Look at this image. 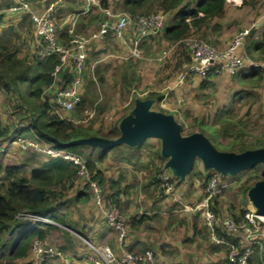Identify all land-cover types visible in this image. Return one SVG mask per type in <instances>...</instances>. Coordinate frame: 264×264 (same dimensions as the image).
Wrapping results in <instances>:
<instances>
[{
  "label": "crops",
  "instance_id": "crops-1",
  "mask_svg": "<svg viewBox=\"0 0 264 264\" xmlns=\"http://www.w3.org/2000/svg\"><path fill=\"white\" fill-rule=\"evenodd\" d=\"M28 1L31 4V7L34 11L37 13H42L47 7H50L52 4L54 6L53 9V15L57 21V32L61 38L62 41H65L68 39V31L69 28L72 25V22L75 18H77L76 23V30L78 33L84 35V36H91L93 33L97 32L100 29L101 23L106 20L107 15L105 10H111L113 12H118L119 9L123 10V8H133V1L134 0H94L93 2H89L88 0H46V2L42 0H25ZM197 0H184L180 8H183L185 6H189V9H193L195 7V3ZM229 4L226 6L225 13L222 16H214V17H208L204 18V21L200 23V25H193L192 22H190V32L187 36L194 35V32H201L204 38H207L209 36L213 37L215 44L221 48L224 49L228 46L231 38L236 33L235 29L231 30L227 28V24L230 23L229 21L236 20V6H240L243 3V0H229ZM91 4V5H90ZM16 4L12 0H0V16L2 17V23L0 24V34L4 37V39L10 40L12 48L17 49L18 56L21 59L24 60H31L35 58V49L37 48V41L35 38L34 29L32 28V31H26V24L29 23L32 25V21L30 20L29 16L21 10L16 9ZM228 6H233L232 10H234V17L227 18V10ZM161 8V3H157L156 0H152V2H149L146 7L137 8V12L144 13L148 12V8ZM88 8V12H86ZM180 8H177L173 11H170L165 15V22H166V28H169L173 26L176 23V16L178 14V10ZM118 9V10H117ZM259 11L263 12L264 9H259L258 11H254L253 13L256 15L259 13ZM162 13V12H161ZM204 14H200V18H203ZM230 19V20H228ZM256 24L253 25L252 28H248L245 26L249 25L248 20H244L243 29H250V33L247 37L246 44L244 47V56L245 59H247V67L242 69L237 74H222V75H216L214 72L209 73L207 78H202L197 75L191 76L193 77L191 81L188 83H182L178 84L179 76L183 72V70L186 68V66L189 63H183V65L180 67V73L179 75L172 79L171 81H166L165 83H160V88L165 87V85L171 86L172 84L175 85V89L173 92L170 93V98L168 99V96L160 90H157L158 86L154 89L155 92H152L147 96L145 99H137V100H150L151 106H150V112L153 113H159V114H165L173 116V118L176 120L177 123H179L182 126V135L184 131V125L181 123V121L178 118L179 115L182 116V119L185 121H191L192 127L194 129L193 134L202 133L199 125H206V118L210 113L213 114V118L216 119L217 123L218 120H220L222 116V110L224 108L231 109V114L233 113V109L236 106H241L245 102H249V104L253 103L252 101H256L257 99L260 105L263 106L264 109V68H257L256 70H253L251 67L250 62H264V48L260 49V45L264 44V15L262 14ZM33 27V26H32ZM133 36V32L130 28H128L125 31V39L129 40ZM158 37V36H157ZM151 37L149 38L141 47L140 46V52L141 57H136L137 59H145L143 58L144 53L147 55L151 53L152 51L154 53H158V56L163 54V51L165 50L168 45L171 44L170 40H167L160 35V37ZM23 45V48L21 46ZM165 46V47H164ZM163 47V48H161ZM127 45L125 41L122 38L117 37L116 35H106L102 38H98L95 40L91 46L89 47L88 52V61L90 63L98 62L100 57L105 56V58L110 54L111 50L116 49L117 52H121L126 50ZM128 49V48H127ZM143 60H136L134 62L132 59H128L126 61H115L110 60L107 61L105 64V68L107 70H115L114 68L120 67L125 71L123 75H121L120 78V86L127 87L131 84H140L142 83V75L140 71L138 70L136 64H140V70L143 72L144 75L149 77L150 79H155L154 75L157 73V70H159L160 64L157 60L150 59L148 62H143ZM103 65V64H102ZM101 65V66H102ZM146 65L148 67H146ZM98 68H102V67ZM97 68V69H98ZM150 70V71H149ZM73 71V67L70 64L64 65L63 67L57 69V72L53 73L54 75V82L52 85H50L46 89L45 97L47 102H53L55 95L57 91L67 85L69 83L71 73ZM98 75L100 74L99 69L97 70ZM215 74V75H214ZM252 74H255L254 78L261 77V83L259 86L248 82L247 80H244V78L251 76ZM101 81L104 80V76H100ZM234 80V85L232 84V81ZM213 81V82H212ZM212 83V84H211ZM230 83V84H229ZM152 84V83H148ZM236 84V85H235ZM214 87V88H213ZM216 88V89H215ZM214 89V90H213ZM91 89L87 88L86 94ZM86 91V89H85ZM86 94L84 93V98L88 99L86 97ZM152 94L160 95L162 96V100L156 101L154 96H151ZM201 96H207L208 98H213V100H210L209 103V109L206 114V112L202 113V110L198 107V103L196 102L198 98ZM228 97H231L230 99ZM17 99V102L14 103V99ZM221 98L219 104L217 105V99ZM229 99V100H228ZM242 99H245L244 102L241 101ZM136 100V101H137ZM43 102H46L42 100ZM19 101L15 94L7 93L4 89L0 87V114L2 116V122L1 126L4 123H7V120H11V118L15 121L13 123H16L19 119H17V115L23 114L24 110L19 108L18 106ZM89 104V100H88ZM247 106V107H248ZM255 105L251 104V109ZM136 104H134V107L129 110V112L121 117V120L116 125L118 126V129H120L121 123L127 118H130L135 109ZM18 110L16 113L14 110ZM88 106L85 110V113L88 112ZM84 113V114H85ZM182 113V114H181ZM83 114V115H84ZM69 114L65 113L64 116H68ZM20 116V115H19ZM71 118V122L75 124H80L83 116L81 118H77L74 115L70 114L69 116ZM216 123V124H217ZM9 124V123H7ZM215 123H212L214 125ZM13 125V124H12ZM83 125V124H81ZM84 126H92L93 125H84ZM94 129V128H93ZM31 134H26L32 137V135H35L33 129H31ZM111 130V129H110ZM96 131V130H95ZM109 131V130H108ZM108 133V132H107ZM5 134L2 132V135ZM97 136L104 137L103 132H98ZM190 136V135H189ZM187 137V136H184ZM106 138V137H105ZM109 139H115V138H109ZM156 138L151 137L148 138L142 142L137 143H124L120 144L114 147H92L90 146V156H88L92 161L97 163L98 169L103 173L104 177L106 178L105 185L110 184V181H114V179H110L108 174L109 172H105L102 166V163L105 161H108L109 164L115 163L117 164V168H113V170L116 173L118 172L119 179L117 181L128 182L126 183L127 186H125L124 189L129 188V192L132 191L133 186L135 187L134 177L136 178L137 171L134 169L135 166L142 170L145 166L148 164L144 163L143 160L139 159L140 151L143 149L144 144L146 141L154 140ZM12 150L20 152L19 154H22V156H25L26 151L22 150L18 146H13L11 148ZM30 152V151H29ZM106 152V159L105 161L101 162L100 158L101 155ZM14 152H6L4 154H0V157H8L13 158L14 162L12 164H4V166L8 165H15V166H22L23 171L26 168V163L21 164V161L18 159V155L14 156ZM35 153V152H31ZM82 153L83 150H82ZM36 154V153H35ZM160 155V157H159ZM158 158L161 160L162 164L159 165L158 168L161 166L166 165L171 161V156H164L163 155V146L161 145V149L158 152ZM147 159V157H146ZM148 160V159H147ZM167 162H166V161ZM48 160H45L44 163H46ZM107 166V164H105ZM150 166V165H149ZM108 167V166H107ZM165 167V166H164ZM43 168V165L39 168H33V170L37 169L40 170ZM157 168V170H158ZM166 170L172 175L173 178L176 179L177 183L180 185L185 184L188 181V174L183 176L180 170L173 168L172 166H167ZM32 171H30L31 173ZM174 172V173H173ZM209 172V171H208ZM140 177V176H139ZM142 180V178L140 177ZM81 181V180H80ZM80 181H76L74 183L75 185L81 184ZM123 182V181H122ZM143 182V181H141ZM155 179L151 180L147 184L144 185L143 189H147V191L150 190V194L145 195V203H146V212H136L135 214H132L129 216L130 220V226L127 227V235L124 239H121L119 237V234L109 229L106 233V238L108 241L111 239V232L116 233V238L114 239L112 237V240L110 241L111 245L113 246V250L120 254V252L123 249H128L129 251L135 252V253H144L147 249L154 251L156 256L160 259L162 264H186V262L182 259L180 256H174L167 258L168 252L166 251L167 248H175L177 251L181 254V251L184 249L183 246V240L180 238H177L173 234V230H171L174 226L171 220H169V216L166 217L165 215H158V204H155V202L158 200L155 192L156 185L154 184ZM71 186L63 187L64 189H61L60 187L57 189L58 191H62L61 197L58 198L60 206H58L56 215L60 220H71L66 221V224H70L75 226L78 231L86 235L87 238H90L93 240L92 242L95 244H100V237L102 236V232L104 231V228H102L104 225L103 223V213L102 210L99 208L96 202L93 200L89 201L90 197L87 194L82 195V190L77 192L74 187ZM103 185V184H102ZM129 185V186H128ZM132 185V186H131ZM111 186V185H110ZM112 187V186H111ZM154 187V188H153ZM114 188V187H113ZM153 188V189H152ZM125 194L127 193L126 190H124ZM126 195L127 197H131V194ZM122 195V192L120 193ZM202 198V197H201ZM120 200V196L118 197ZM202 200V199H201ZM162 202V201H161ZM160 202V203H161ZM151 211V213H150ZM65 215V216H64ZM64 217V218H63ZM202 218V217H201ZM168 219V220H166ZM75 222H74V221ZM164 220H166V226L168 234L165 237H161L158 235V232H154L153 234L149 230L150 228V222L155 223L158 221V224H161ZM203 220V218H202ZM65 222V221H64ZM145 222H148L146 225L147 230L145 229ZM205 225V224H204ZM102 226V227H101ZM149 228H148V227ZM106 227V226H105ZM155 229L157 228L156 225L154 226ZM176 227V226H175ZM171 228V229H170ZM207 228V227H206ZM52 231V230H51ZM50 231V232H51ZM49 232V233H50ZM49 233L47 235V238L49 236ZM198 234V230L193 228L192 232H189L188 236H186V240L189 241V243H193L198 237L196 235ZM228 236L232 239L231 241L234 242L236 245L239 246V248H243V240L236 235H232L228 233ZM209 238H210V232H209ZM164 239V240H163ZM97 240V241H96ZM200 241H202L200 239ZM237 243H236V242ZM213 243V250L211 259L204 261L207 262L205 264H231L228 259V247L226 245H220ZM195 244V243H194ZM87 249V246L80 249V254L85 253L84 250ZM78 254L79 259L82 258V255ZM198 256H195L193 252L189 254V260H187V264H192L191 258L195 261ZM28 259V260H27ZM24 264H43L38 260H35L33 255H29L26 259L18 260V261H25ZM73 259L68 258L65 256L64 261L67 264L69 262H72ZM82 263V262H81ZM83 264H89L87 261L83 262ZM248 264H264V250L256 249L254 255L249 260Z\"/></svg>",
  "mask_w": 264,
  "mask_h": 264
},
{
  "label": "rangeland",
  "instance_id": "rangeland-1",
  "mask_svg": "<svg viewBox=\"0 0 264 264\" xmlns=\"http://www.w3.org/2000/svg\"><path fill=\"white\" fill-rule=\"evenodd\" d=\"M228 2V1H227ZM227 10V18L234 17V10H232L233 6H228ZM236 20L229 21L230 23L227 24V28L234 30L235 32H238L242 30L245 27L252 28L254 24H256L258 21V18L263 14L264 11L257 13L256 15L253 13L254 11H258L259 9H264V0H243V3L240 6H236ZM118 10V9H117ZM118 11H122L119 9ZM124 12V11H122ZM230 20V19H228ZM244 20H248L249 25L243 27ZM166 26V23H165ZM26 31H32V25L27 23L26 24ZM194 36L200 39L205 40L206 42L210 43L212 46L219 48L215 42L213 37L209 36L207 38H204L201 32H194ZM160 37V36H158ZM157 37V38H158ZM171 45V44H170ZM170 45H168L166 48H169ZM165 47V46H164ZM23 48V45L21 46ZM163 48V47H161ZM164 48V49H166ZM186 50L184 48H180L178 50H175L172 55L165 60H159L162 55L158 56V53H154L153 51L149 54L143 55V58L145 59H137L136 57H133L131 54L130 49L126 48V50L117 52L116 49L111 50L110 54L105 58V56L100 57L98 60V63L93 69L91 70V79L93 80L94 84L91 85V90L86 94V97L89 100L88 104V112H86L83 115V118L80 122V124L84 125H93L94 130L97 132H103L104 135L108 132V130L113 129L121 120V117L126 115L129 110H131L134 107V104H136L137 99H145L149 94L152 92H155L154 89L156 86H158L157 90H160L168 96V99L170 98V93L174 91L175 85H165V87L160 88V83H165L166 81H171L172 79L176 78L180 73V67L178 66L179 62H184V55L183 53ZM154 59L160 61L159 63L162 64L157 70V73L154 75L155 79H150L146 75L143 74V72L140 70V64H136L138 70L140 71L142 75V83L140 84H131L127 86L126 88L120 86V78L121 75L125 73L126 70L116 67L115 70H107L104 66L107 61L115 60V61H126L128 59H132L134 62L136 60H143V62H148L150 59ZM142 62V63H143ZM103 64V65H102ZM102 65V66H101ZM102 68H98V67ZM146 67H148L146 65ZM100 71V76H104V80L101 81V78H99V75L97 73V70ZM150 71V70H149ZM193 77L188 78L186 83L192 80ZM234 80L230 81L234 85ZM213 82V81H212ZM152 83V84H148ZM212 84V83H211ZM230 84V83H229ZM236 85V84H235ZM214 88V87H213ZM216 89V88H215ZM214 90V89H213ZM86 93V91H85ZM229 99L231 97H228ZM228 99V100H229ZM210 100H213V98H208L207 96H201L196 101L198 103V107L203 112H208L209 109V103ZM221 98L217 99V105L219 104ZM245 99H242L241 101L244 102ZM259 99L256 101H252V105H255L251 109V104L249 102L243 103L241 106H236L233 109V113L231 114V121L223 122L222 124H217L214 135L217 134V138L215 136L210 135L209 132L204 133L203 135L207 138V140L220 152L222 153H231L233 155L242 156L247 154L250 151L261 149L264 144V109L263 106H261L258 102ZM14 103L17 102V99L15 98ZM248 106V107H247ZM18 110H14L16 113ZM20 113V112H19ZM17 115V119H19V114ZM182 114V113H181ZM181 123L184 125V136H189L192 133H194V129L192 127L191 121H185L182 119V116L179 115L178 118ZM206 124L212 125V123H217L216 119L213 118V114L210 113L206 118ZM12 122L10 120H7V123L2 124L0 131L4 132L2 136H0V144L4 143L6 140L11 138V134L13 133V130L15 129L16 123L12 118ZM13 124V125H12ZM200 127V125H199ZM227 130L225 131V129ZM201 129V128H200ZM32 131V130H31ZM217 131V132H216ZM121 130L119 129V133H116L114 136L115 138L120 137ZM95 137V136H90ZM108 138V136H104ZM111 137V138H114ZM216 139V140H215ZM47 143V142H46ZM50 144H54V142H48ZM164 143V139L160 136H157L154 140L146 141L144 144L143 149L140 151L141 154H139L140 160L144 163L148 164L145 166L142 170H139L135 166L136 178L134 177L135 187L133 186L132 191L129 192V188L127 186V182H124L122 180L119 183V187L112 188L110 184L105 185L104 183L101 184L103 187L104 195H105V201H109L110 195L113 194L116 190H120L122 192V195H120V202L121 205H119V210L121 213V216L123 220L126 223V226H130V220L129 216L132 214H135L136 212H146V203H145V195L150 194V190L147 191V189H143L144 185L150 182L151 180L158 179V175L160 174L157 171V168L159 165L162 164L161 160L158 158V152L161 149V145ZM90 146L84 145V146H78V150L84 153L81 154L83 158H88L90 156ZM227 149V150H226ZM9 152H14V156L18 155V159L21 161V164H27L26 168L24 169L27 175L30 174V171L33 170V168H39L44 164L46 157H43L42 155L31 153L33 151H30L25 154V156H22V154H19L20 152L9 149ZM147 157V159H146ZM87 160V159H86ZM0 161L3 164H12L14 162V159L8 158V157H0ZM166 161V160H165ZM167 162V161H166ZM107 164V166L105 165ZM150 165V166H149ZM102 166L105 172H109L106 175L110 176V179H114V181L120 180L118 172H115V168H117V164L111 163L109 164L108 161H105L102 163ZM165 166V167H164ZM163 170L166 171L167 165L164 164ZM114 168V170H113ZM256 169H260L261 171L264 170V162H259L255 164L253 167L246 168L244 170H241L238 173H235L237 176H226L224 179L230 184L229 189L220 197L217 198L216 202L214 203V209H216V213L220 217H239V213L246 209V205L248 203V193L250 192V188L247 192L243 188V184L249 177V174L255 171ZM89 170V169H88ZM168 171V170H167ZM90 173V172H89ZM215 174H218V172L215 169L209 170V172L204 171V161L202 158H198L196 162L194 163V166L188 176V181L185 184L180 185L177 183L176 179L173 178L172 183L174 184V189L170 194L166 193V190L162 186V183L159 181V184L154 183L156 185L155 192H156V198L158 199L155 204H158V215H165L166 217H170L169 220L172 221L174 226L171 230H173V234L177 236V238H180L183 240V246L184 249L181 251V254L177 251V249L171 247L167 248L166 251L168 252L167 258L174 257V256H180L182 259L186 262L189 260V254L193 252L195 256H198L195 260L198 262H195L192 258V264H205L204 261L210 260L213 250V243L211 240V237L209 238V230L204 225V221L201 218V211L199 210L200 204L204 198L205 193V181L207 175L215 176ZM262 174V173H261ZM91 175V174H90ZM222 176L221 174H219ZM3 173H0V179L2 178ZM92 176V175H91ZM142 180L140 179V177ZM259 180L256 182H260L263 177L262 175L259 176ZM81 182V184L75 185L77 180ZM159 180V179H158ZM96 181V180H95ZM143 181V182H141ZM255 183V184H256ZM72 185L69 184L68 188L71 186L74 187L77 192L82 190V195L87 194L89 195L90 199H92V192L89 188L86 180H82L78 178L77 176L72 180ZM254 184V185H255ZM129 186V185H128ZM132 186V185H131ZM152 188V189H153ZM124 190L127 191L125 194ZM131 194V197H127L126 195ZM147 192V193H146ZM246 192V193H245ZM86 196V195H84ZM149 196V195H148ZM202 197V198H201ZM202 199V200H201ZM162 201V202H161ZM161 202V203H160ZM151 213V211H150ZM65 216V215H64ZM64 218V217H63ZM68 220V219H67ZM66 218L62 220V222L58 221L54 222L52 224L57 226V229H53L50 233L48 238L45 239L49 243V245L61 250L65 256L68 258H72L73 261L69 262V264H83V262L87 261L88 251L87 249L84 250V254L82 251V254H80V249L85 247L86 242H92L90 238H87L86 235L81 234L78 229L70 224H66ZM168 220V219H166ZM166 220H164L161 224H158L159 222L156 221L155 223H149L151 226L149 230L153 234L154 232H158V235L161 237H165L168 234L167 226H166ZM29 221V220H28ZM65 221V222H64ZM71 221V220H68ZM74 221V220H73ZM75 222V221H74ZM148 222H145V229ZM156 225V229L155 226ZM176 226V227H175ZM102 227V226H101ZM104 231L102 232V236L100 237V244H105L113 247L110 243L112 240V237L114 239L116 238V233L111 232V239L108 241L106 238V232L109 230L107 227L103 226ZM193 228L198 230V234L196 237H198L193 243H189L188 240H186V236H188L189 232H192ZM200 239L202 241H200ZM164 240V239H163ZM97 241V240H96ZM195 243V244H194ZM87 246V245H86ZM148 250V249H147ZM150 250V249H149ZM32 254V248L29 253V255ZM78 254L82 255V258L79 259ZM28 260V259H27ZM25 261H17L15 264H24ZM64 259L62 258H53L49 259L46 264H67L66 262H63ZM82 262V263H81ZM88 262V261H87ZM89 263V262H88ZM90 264V263H89Z\"/></svg>",
  "mask_w": 264,
  "mask_h": 264
},
{
  "label": "built area",
  "instance_id": "built-area-1",
  "mask_svg": "<svg viewBox=\"0 0 264 264\" xmlns=\"http://www.w3.org/2000/svg\"><path fill=\"white\" fill-rule=\"evenodd\" d=\"M17 6L16 9L23 10L32 21L35 38L38 43L35 49V58L45 60L56 55L58 57L59 68L70 64L73 67L70 82L60 88L50 105L59 118L71 120L70 114L82 102L85 91V76L88 72L87 58L89 47L98 38L106 35H116L122 38L127 48L130 49L133 57H141L140 46L147 38L159 34L165 28V15L157 12L149 15H132L127 12H113L105 10L107 18L100 29L91 36H84L76 30L77 18L72 22L68 31V39L62 41L57 32V21L53 15L55 4L47 7L44 12L37 13L31 4L25 0H12ZM46 2V0H42ZM62 1V0H57ZM93 2L94 0H88ZM91 5V4H90ZM88 12V8L86 10ZM130 28L133 32L131 39H125V31ZM250 29H242L236 32L231 38L228 46L224 49L216 48L203 39L188 36L163 51L159 60L170 57L175 50L184 48L191 61L179 76L178 84L185 83L191 76L197 75L207 78L209 73L216 75L237 74L247 67V59L244 56V47ZM98 62L91 64V70L95 69ZM253 68H264V62H250ZM57 72V71H56ZM46 93V91H45ZM45 93L42 97L46 101ZM65 113L69 114L67 117ZM2 116L0 114V126ZM17 127L22 128V123L17 122ZM13 146H18L22 150L33 151L47 159H63L73 162L79 167L78 178L86 180L92 192V199L97 203L103 213V223L111 230L116 231L121 239L127 235V226L123 220L119 207L112 199L105 201L103 187L89 173L87 160L81 155L69 151L58 144H50L41 140L38 135L33 137L16 136L9 138L0 144V154L9 151ZM215 174L205 185L204 198L199 210L205 226L210 232L211 240L220 245L228 247V259L231 264H248L256 249L264 250V216L257 213V208L252 201H248L244 216L241 221H236L233 217H220L212 206L214 200L222 196L230 187L224 176ZM159 181L170 194L174 189L172 175L166 170L158 175ZM77 180V179H76ZM26 219L33 223H54L53 220L42 217L26 215ZM239 236L243 240V248H239L226 235ZM87 261L90 264H162L158 256L152 250L144 253H135L128 249H123L117 254L113 248L105 244H95L86 242ZM32 255L35 260L46 264L49 259L65 258L64 253L49 245L45 240L35 239L32 243Z\"/></svg>",
  "mask_w": 264,
  "mask_h": 264
},
{
  "label": "trees",
  "instance_id": "trees-1",
  "mask_svg": "<svg viewBox=\"0 0 264 264\" xmlns=\"http://www.w3.org/2000/svg\"><path fill=\"white\" fill-rule=\"evenodd\" d=\"M156 1L157 3H161V8L156 9L150 7L148 8V12L140 13L137 12V8L146 7L152 0H134L132 3L133 8H123L122 11L132 15H149L157 12L166 14L180 8L184 0ZM227 1L230 2L229 0H197L193 9H189V6L180 8L176 16V23L169 28L165 27L159 34L154 36L157 37L162 34L164 38L171 41V44H174L188 37L190 22L196 26L200 25L204 21V18L222 16L225 13L226 6L229 4ZM201 13L204 14L203 18H200ZM1 23L2 17L0 16ZM149 38L143 41L141 47ZM12 47L10 40L4 39L2 34H0V87L7 93L15 94L19 101V108L24 110V113L20 114V119L18 120V122L23 124L21 126L22 128L15 125V129L10 137H28L26 134H31V129H33L36 133L35 135H38L41 140L47 143L56 142L59 146L81 155L82 152L78 150V146L84 145L72 142L80 138L97 136L98 132L92 126H83L59 118L55 115L50 103L42 101L46 89L54 82L53 73L59 67L58 57L54 55L45 60H39L37 58L24 60L19 58L17 49ZM262 48H264V44L260 45V49ZM183 55L184 62L180 61L178 64L179 67L183 63H189L191 61L186 51ZM91 64L87 58L88 72L85 76L84 84L86 92L87 88L91 89V85L94 84L91 79V74H88L91 71ZM256 69L253 68V70ZM254 76L255 74H252L244 78V80L251 81V83L259 86L262 81L261 77L254 78ZM151 96H154L156 101L162 100L163 98L156 94H152ZM87 106L88 99L83 97L82 102L76 107L72 115L81 118ZM230 112L231 109L224 108L217 124L231 121L232 117ZM217 124L200 125L201 132H209L210 135L217 138V134L214 135ZM116 133H119L118 126L109 130L105 136L111 138L116 136ZM0 136H2L1 131ZM262 148H264V144ZM86 159L92 179L96 180L100 185L105 183L107 180L98 169L97 163L89 157ZM105 159L106 152L101 155L100 161L103 162ZM157 171L159 173L164 172L163 167L161 166ZM0 173H3L0 179V264H15L18 260L26 259L29 256L32 243L35 239L45 240L51 230L57 229V226L52 223H33L30 220L28 221L25 216H42L54 222H57V220L62 222L56 215L57 208L60 206L58 198L62 195V191H58L57 189L59 187L64 189L63 187H68L69 184L72 185V180L79 173V167L73 162H68L63 159H50L43 164L42 169H34L27 175L23 172L22 166H4L0 161ZM261 173L262 171L260 169H256L249 174V177L243 184L246 192L259 180ZM211 177L212 175L206 176L205 185ZM155 182L159 184L157 178ZM119 183L120 181H110L112 188L119 187ZM120 193V190H116L110 195V198L116 202L118 207L121 205L118 199ZM216 200L217 198L214 200V203ZM213 207L214 204L212 209L216 211ZM244 212L243 210L239 213V217L235 218L236 221L242 220ZM226 236L228 239L230 238L228 235ZM230 240L232 239L230 238Z\"/></svg>",
  "mask_w": 264,
  "mask_h": 264
},
{
  "label": "water",
  "instance_id": "water-1",
  "mask_svg": "<svg viewBox=\"0 0 264 264\" xmlns=\"http://www.w3.org/2000/svg\"><path fill=\"white\" fill-rule=\"evenodd\" d=\"M136 102L133 115L120 125L122 133L120 137L109 139L95 136L80 138L72 143L109 148L160 136L164 139L163 155L171 156V161L167 166L180 170L183 176L192 170L199 157L204 161L205 172L215 169L222 176H237L235 173L264 162V148L250 151L242 156L222 153L202 133L184 137L182 126L173 116L150 112V100H137ZM261 175L263 179L250 189L248 199L256 206L257 213L264 216V170Z\"/></svg>",
  "mask_w": 264,
  "mask_h": 264
}]
</instances>
